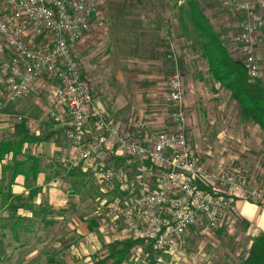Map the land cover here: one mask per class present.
Wrapping results in <instances>:
<instances>
[{
  "label": "built area",
  "instance_id": "2783aa9c",
  "mask_svg": "<svg viewBox=\"0 0 264 264\" xmlns=\"http://www.w3.org/2000/svg\"><path fill=\"white\" fill-rule=\"evenodd\" d=\"M100 1L0 0V37L10 55L0 63V81L7 90L0 112L10 103L31 98L32 86L43 81L42 92L56 103L48 111L49 119L65 130L74 153L61 163L67 170L94 163L99 185L120 186L126 196L106 206L109 214L126 223L132 238L150 244L161 264L166 254L180 253L178 239L199 222L205 220L208 229H216L221 220H231L237 200L264 208V188L254 187L247 173L211 170L200 162L189 141L180 75L171 79L167 100L173 128L156 132L151 144L123 131L97 104L75 47L90 32ZM232 6L242 19L234 44L250 76L258 78L261 60L254 44L256 37L264 36V0H234ZM46 39V46L39 42ZM177 49L173 40L170 59ZM138 129L149 130L145 123ZM112 157L125 161L117 166L103 163ZM131 164L138 166L135 180L130 179L133 171L126 170Z\"/></svg>",
  "mask_w": 264,
  "mask_h": 264
},
{
  "label": "rangeland",
  "instance_id": "374dc122",
  "mask_svg": "<svg viewBox=\"0 0 264 264\" xmlns=\"http://www.w3.org/2000/svg\"><path fill=\"white\" fill-rule=\"evenodd\" d=\"M187 1L101 0L91 30L76 45L75 55L97 104L110 112V102L114 99L122 102V115L124 114L126 120H120L121 123L117 125L125 132H132L137 140L145 144L153 142L156 132L170 131L173 128L171 108L167 100L171 79L176 74L180 75L183 81L189 141L198 153L200 162L211 170L225 169L229 173H247L251 180V173L248 171L251 166V152L248 150L252 147L251 139L238 137V133L247 129L253 130L254 127L245 126L238 108L231 101L225 104V92L215 97L218 92L211 85L213 83L208 63L203 58L200 42L187 23ZM196 1L214 29L222 35L226 46L235 50L233 39L242 19L232 6L234 0ZM110 19L113 21L110 22ZM112 22L113 31L119 34L110 41ZM167 37L174 38L178 46L176 56L172 59L169 57L170 45ZM5 47L3 51L7 55ZM235 51L236 59L244 58L240 51ZM254 53L258 55L255 50ZM259 57L263 65L264 56ZM121 79L123 81L119 84ZM119 116L114 117L120 119ZM131 119L132 127L129 125ZM139 123H145L149 130L138 129ZM223 133L224 135L219 136ZM254 159L256 161L258 158ZM103 163L114 166L110 161ZM137 169L138 166L134 164L126 168L128 172L133 171L130 174L131 180L139 175ZM99 187L108 194L107 201L113 202L118 193L117 184H103ZM100 214V226H96L97 221L95 224L90 223L88 217L86 222L98 231V227L104 228L107 224L119 222L132 237L126 223L111 216L105 203L100 207ZM19 215L26 217L20 213ZM80 223L84 224V218L80 219ZM232 223L230 219L224 222L221 220L218 228L208 229L205 220L199 222L178 239L180 253L166 254L161 264H232L246 255L250 244V238H241L235 230L236 224ZM74 224L71 221L60 226L52 220L42 223L36 222V219L33 225L25 222L29 234L20 232L19 244L26 243V246L17 249L19 264H58V261H64V234L72 230ZM106 229L100 233L107 234V240H110V230ZM0 243L4 247L5 242L1 240ZM11 250L0 248V254L9 255ZM142 250V247L136 248L130 258L136 263L145 264L147 259ZM104 254L107 255V251ZM72 256L70 252L67 259ZM5 263L12 264L10 261L1 262Z\"/></svg>",
  "mask_w": 264,
  "mask_h": 264
},
{
  "label": "crops",
  "instance_id": "0c3cea01",
  "mask_svg": "<svg viewBox=\"0 0 264 264\" xmlns=\"http://www.w3.org/2000/svg\"><path fill=\"white\" fill-rule=\"evenodd\" d=\"M111 21H113V19H110V22ZM113 30L114 27L112 22V26L110 24V41H113V37L119 34L115 33ZM167 40L170 45L174 38L167 37ZM49 41V39H46V41L40 40L39 42L46 46V43ZM3 45L4 42L0 37V63L10 60L9 50ZM4 47L6 48L7 55L3 51ZM235 47L239 51L236 45ZM254 49L258 56H264L263 35L256 37ZM235 50H231V52L232 55L237 58V52ZM261 66L262 69L257 80L264 84V64ZM122 81L123 79L119 80L118 83L121 84ZM43 84V81L35 83L32 86L31 98L16 103H10L0 112V140L10 137L16 138L25 134L46 139V142H36L30 146L26 144V149L30 150L32 155L37 158H42L43 172H41L37 179L31 183L28 182L23 175H19L16 177L11 189L15 196L21 197V208L19 209V213L23 216L33 218L34 214H39L36 212H40L44 208H49V210L54 211L56 215L52 217L48 216L47 220H44L43 222L40 220V222L48 223L49 220H52L53 223L57 222L60 226H64L71 221L75 222L74 226H72V230L64 234L65 239L63 241L66 248V256L64 257L65 262L63 264H94L96 260L99 258L102 259L106 255L104 254L106 249L103 248V245L110 244L115 240H126L132 237L128 235L126 229L124 230L122 228L123 226L119 225V222L105 225L104 228H107V231L110 230V240H107V234L100 233V231L104 232L103 227H98V231V229H95L94 227L92 228L89 225L90 223L95 224L97 221L96 226H100L98 219L101 216L100 207L103 206L107 200L106 197L108 196L106 191L99 187L100 185L97 180L95 182L97 185L96 189L91 193L83 194L78 191V188H74L75 185L70 184V180L65 178V172L62 171L61 175H56L48 169V166L51 165L52 162L56 163L57 161V163L62 165L66 170L61 161L62 159L64 160L72 157L74 153L67 141L65 130L61 126L52 122L48 117L49 108L56 103H54V98L47 96L42 92ZM211 85L214 86V91L218 92V95L216 94L215 97L222 95L223 92H225V104L231 101L234 106L238 108L236 102L231 100L230 93L219 83ZM6 91L5 83L0 81V99L5 96ZM218 100L219 99H217V101ZM122 104L123 103H120L118 99H114L113 102H110V112L107 110L110 118L116 124L121 123L120 120L123 122L126 120L124 119V114L122 115ZM56 106L59 108L61 107L59 104ZM116 115H120V119H116L114 117ZM19 116L24 117L25 121H18L17 117ZM31 119L39 124L36 125L29 122ZM245 126L254 127L253 130L247 129L238 133V137L242 136L251 139L252 147L248 148V150H250L249 152H251L249 155L251 157L249 159V164H251V166L248 167V171L251 173V183L252 185H255L254 187L264 188V132L252 123H245ZM222 135H224V133L219 136ZM251 148H253V151H251ZM254 157L258 159H256V161L255 159L253 160ZM10 161L11 156H9L6 161H0V181L4 178V167ZM109 161L114 164V166H117L122 164L123 159L112 157L107 160V162ZM93 165L94 163L82 168L83 173L90 172V174H94ZM261 165L263 166L261 167ZM88 205L90 209H88ZM94 206L95 208H93ZM235 207V214L231 218L233 222L232 224H236L237 228L235 230H237L241 238L244 237L245 240H249L250 238V244L247 248L250 249L253 240L257 236L264 234V208L242 200H237ZM1 214L6 215V212H2V209H0V215ZM87 217L89 218L90 223L86 222ZM82 218H84L85 225L80 223V219ZM69 242H72L73 244H70ZM27 244L30 246L29 243ZM3 245L7 246L5 243ZM25 246L26 243H13L11 249L14 251H11L10 263L19 264L17 248H25ZM139 251H141V249ZM70 252L73 256L71 259H67Z\"/></svg>",
  "mask_w": 264,
  "mask_h": 264
},
{
  "label": "trees",
  "instance_id": "16d2710c",
  "mask_svg": "<svg viewBox=\"0 0 264 264\" xmlns=\"http://www.w3.org/2000/svg\"><path fill=\"white\" fill-rule=\"evenodd\" d=\"M186 6L187 23L192 27L194 35L200 42L203 58L209 66L212 83H219L230 93V98L236 102L240 119L244 123H252L264 132V84L250 76L249 69L243 59H236L232 55L231 50L224 43L222 35L214 29L210 20L200 10L197 1L188 0ZM36 142H46V139L25 134L16 138L0 140V161H6L11 156V161L4 167V178L0 181V209L2 212H6V215H0V241H4L7 245L1 247L0 244V248L3 249H11L13 242L19 243L20 232L29 234L28 228L24 225L25 222L28 221L33 225L35 219L36 222H40V220L43 222L47 220L48 216L56 215L49 208H44L40 212H36L39 214H34L31 219L22 218L19 215L21 197L15 196L11 189L19 175H23L31 183L43 172L42 158L35 157L30 150L26 149V144L30 146ZM124 161L125 159H123ZM49 166L48 169L56 175H61L62 171L65 172V178L70 180V184L75 185L74 188H78V191L83 194L91 193L97 187L94 175L90 172L83 173L82 168L65 170L57 161L56 163L52 162ZM116 189L118 193L115 198L126 196V193L120 190L119 185ZM109 203L110 200H106L105 205L107 206ZM138 247L143 248V256L147 259L145 264H157L158 253L145 240L135 238L115 240L110 244L103 245L107 255L96 260L94 264H141L130 258ZM245 253L244 257L233 261L232 264H264V234L257 236L253 240L251 248ZM10 259L11 252L9 255L0 254V264ZM63 263V260L58 261V264Z\"/></svg>",
  "mask_w": 264,
  "mask_h": 264
}]
</instances>
